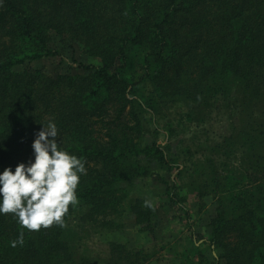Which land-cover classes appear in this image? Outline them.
<instances>
[{
  "label": "trees",
  "instance_id": "16d2710c",
  "mask_svg": "<svg viewBox=\"0 0 264 264\" xmlns=\"http://www.w3.org/2000/svg\"><path fill=\"white\" fill-rule=\"evenodd\" d=\"M50 33L79 49L82 74L27 67L60 54ZM155 101L233 112L232 132L212 153L237 157L241 172L219 174L214 158L187 169L189 193L211 210L208 243L218 251L201 264H264V0H0V171L32 157L49 121L87 170L62 226L30 231L0 214V264H141L113 236L123 224L105 217L128 212L138 230L152 231V202L127 199V190L155 171L182 178L161 146L140 143L135 105ZM165 186L161 206L189 218L175 182ZM80 209L113 233L105 260L76 257L67 240Z\"/></svg>",
  "mask_w": 264,
  "mask_h": 264
},
{
  "label": "rangeland",
  "instance_id": "374dc122",
  "mask_svg": "<svg viewBox=\"0 0 264 264\" xmlns=\"http://www.w3.org/2000/svg\"><path fill=\"white\" fill-rule=\"evenodd\" d=\"M50 34L49 45L60 54L32 62L27 67L44 69L50 74L56 72L82 74V70L77 67V63L84 60L77 52L79 49L74 46L71 52V49L62 47L56 34ZM155 103L152 108L145 106V109L139 108L137 103L135 105V111L142 122L140 143L155 142L161 146L166 154L172 156L178 163V167L183 168L182 178L175 179L163 171H155L154 175L136 179L133 186L127 190V199L142 198L152 202L155 207L154 217L151 219L152 231L138 230L128 212L109 214L105 218L113 223L123 224V229L113 236L120 237L129 250L140 254L141 264H201L203 261L201 255L213 260L218 253L214 245L210 246L208 243L209 217L212 213L207 207L199 208L195 195L189 193L188 184L193 166L204 164L208 159L214 158L219 174H224L228 169L233 172L232 168L241 172L237 157L230 156L225 159L212 153L213 148L232 132L231 127L237 120L232 115L233 112L216 109L214 105L189 108L186 103L181 102L155 101ZM187 169H190V174ZM165 182L169 184L175 182L177 192L186 197L184 204L189 210V218L168 206H161L166 200ZM82 211L80 209V212L68 221L67 240L70 241L76 257H85L92 262L96 259L105 260L109 254L108 244L113 233L101 229L98 219L95 223L94 219L89 220L94 217H83ZM195 248L198 251H195ZM217 264L225 263L219 260Z\"/></svg>",
  "mask_w": 264,
  "mask_h": 264
},
{
  "label": "clouds",
  "instance_id": "9594fccd",
  "mask_svg": "<svg viewBox=\"0 0 264 264\" xmlns=\"http://www.w3.org/2000/svg\"><path fill=\"white\" fill-rule=\"evenodd\" d=\"M58 137L55 122L42 124L31 145L32 157L0 171V214H12L30 231L62 226L69 205L78 203L80 178L87 174L85 162L63 150Z\"/></svg>",
  "mask_w": 264,
  "mask_h": 264
}]
</instances>
